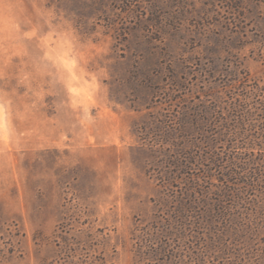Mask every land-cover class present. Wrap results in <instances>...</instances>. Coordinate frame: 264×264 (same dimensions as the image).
Instances as JSON below:
<instances>
[{"label":"rangeland","instance_id":"374dc122","mask_svg":"<svg viewBox=\"0 0 264 264\" xmlns=\"http://www.w3.org/2000/svg\"><path fill=\"white\" fill-rule=\"evenodd\" d=\"M263 17L0 0V264H264Z\"/></svg>","mask_w":264,"mask_h":264},{"label":"trees","instance_id":"16d2710c","mask_svg":"<svg viewBox=\"0 0 264 264\" xmlns=\"http://www.w3.org/2000/svg\"><path fill=\"white\" fill-rule=\"evenodd\" d=\"M229 1L231 2L232 0H229ZM233 14H234V15L236 14V16H238V17H235V18H234V20L236 19L235 23H236V22H239L238 20H239V18H241V17H242V19H244V16H243V15H244V14L246 15L245 12L242 13V11L239 12V11H236V10H234ZM239 23H240V22H239ZM262 25H263V29H264V17L262 18ZM261 42H262V44L264 45V31H262Z\"/></svg>","mask_w":264,"mask_h":264}]
</instances>
